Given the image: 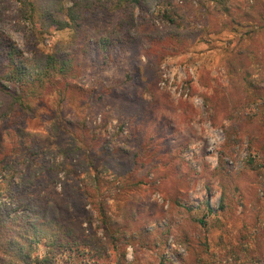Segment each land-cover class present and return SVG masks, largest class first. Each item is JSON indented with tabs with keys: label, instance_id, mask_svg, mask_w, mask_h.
Instances as JSON below:
<instances>
[{
	"label": "rangeland",
	"instance_id": "obj_1",
	"mask_svg": "<svg viewBox=\"0 0 264 264\" xmlns=\"http://www.w3.org/2000/svg\"><path fill=\"white\" fill-rule=\"evenodd\" d=\"M65 4L71 1L65 0ZM185 10L187 17L181 21V29L204 30L198 6L192 3ZM159 11L154 6L145 20H137V43L131 59L151 81L142 99L157 102L155 116L162 126L168 124L160 127L162 133L153 138L151 134L159 131L156 124L147 123L143 129L136 118L128 115L138 111L127 112L116 98L100 103L96 94H90L101 87L118 86L123 78L120 64L98 71L86 63L82 73L68 77L77 88L66 92L62 103L55 91H49L43 97L31 98L34 111H21L12 102L14 95L24 93L22 78L0 75V115L7 114L0 123V162L4 159L9 164L17 157L13 147L26 152L21 144L36 145L41 150L50 148L49 156L56 165L44 178L50 181L55 173L57 177L46 192L59 205L60 212L65 210L67 196L75 201L70 211L74 219L71 226L84 244L60 253L55 264H250L253 252L264 257V169L247 161L253 152L249 135L264 128L263 100L245 101L237 111L231 110L240 101L241 88H235L227 59L232 55L230 50L243 45L245 31H218L216 20L211 19L197 37H188L184 31L173 39L172 34L181 29L166 24ZM0 31L20 52L28 81L36 74L35 54L53 52L73 33L70 27L42 31L32 26L23 16L18 0H0ZM150 35L171 38L168 46L174 44L177 49L168 50L167 46L165 55L159 57L160 49L155 48L147 56L143 49ZM258 47L263 52L264 38ZM61 53L70 55L65 50ZM250 60L253 80L261 94L262 61L254 57ZM160 93L163 98L158 96ZM139 114L151 113L145 107ZM255 114L263 118L262 123L241 121L243 116ZM138 127L143 145L130 161L123 154H114L106 164L99 157L91 163L88 155L93 153L86 151L77 156L78 164L68 167L63 164L64 158L55 153L58 140L70 145L74 140L89 139L94 150L107 146L109 153L116 146L131 150L140 141L134 135L141 131ZM159 136H167L168 143H182L173 151V158L163 151L151 157L145 155L149 147L156 145L152 143L167 144ZM20 161L22 166H29ZM131 166L133 173L125 174V167ZM8 168L0 163V203L11 201V187L22 172ZM223 190L227 208L220 210ZM203 216L208 222L206 228L198 221ZM205 241L211 246L209 253L205 252ZM217 242H222L220 251L215 246ZM46 250L44 240L35 243L37 257L44 256Z\"/></svg>",
	"mask_w": 264,
	"mask_h": 264
},
{
	"label": "trees",
	"instance_id": "obj_2",
	"mask_svg": "<svg viewBox=\"0 0 264 264\" xmlns=\"http://www.w3.org/2000/svg\"><path fill=\"white\" fill-rule=\"evenodd\" d=\"M18 1L23 16L32 26H38L42 31L66 27L73 29L70 39L59 43L53 52L35 54L36 74L30 81L25 76L26 64L21 62L20 52L13 48L8 36L0 31V75L22 78L20 81L25 86L24 93L14 95L12 100L17 109L21 111H34L30 102L31 98L43 97L49 91H55L58 94L59 103H62L65 100L66 92L77 88L68 81V77L77 76L80 71L82 73L86 63H89L91 70L98 71H104L120 64L123 69V78L117 83L118 86L101 87L96 91H91L90 94H96L100 103L106 99L112 101L110 98L121 100L122 108L128 109L127 112L138 111L137 114L128 115L133 119L136 118V122L141 124L143 129L147 123L156 124L159 131L151 134V138L161 134L160 127L166 128L168 124L164 123L162 126L159 118L155 116L157 111L154 107L157 102L154 101L151 104V102L142 99L143 91L149 89L148 84L151 81L140 73V67L131 60L137 43L136 23L139 18L146 19L150 8L158 6L161 19L179 30L182 25L181 21L187 17L185 6H191L192 3L198 6V11L203 17L204 30L208 27L209 20L215 19L218 31L225 29L233 31L244 29L245 31V36L242 37L243 45L239 46L236 51L230 50L232 55L227 59L228 71L235 78V88H241L240 101L238 100L239 102L237 101L231 106V110L235 112L245 101L252 103L257 99L263 100L264 107V88H261V94L258 93L257 90L260 88L253 80V62L251 63L250 60L253 57L257 61L261 59L264 68V49L263 52L258 51V46L264 38V0H180L178 3H175L174 0H70V5H66L65 0ZM152 30L157 31L158 29L153 27ZM204 30L196 28L190 30L184 27L179 32L172 34L171 38L177 39L178 35L184 31L187 32L188 37H197L200 35V31ZM162 37L159 39L155 35L147 37L150 42L143 49L147 56L149 51L155 48L160 49L159 57L165 55V49L171 38L167 40L165 36ZM244 40L246 41L244 42ZM167 49L176 50L177 48L172 44ZM62 50L70 55L62 56ZM121 57L124 58L123 63ZM79 90L86 91L84 88H79ZM158 96L163 98L161 93ZM214 105L216 106V104ZM145 107L150 110L151 114H139L140 110H145ZM6 115H0V123L6 120ZM241 121L243 123L255 121L262 123L263 118L261 119L258 114H255L249 117L243 116ZM139 130L141 129L138 127ZM134 135L138 137L136 140L140 141L137 143V147L131 150L116 146L109 153L107 152L108 147L102 146L97 151L90 146L89 139L86 140L85 137L86 141L74 140L70 145L58 140L55 144V153L64 158L63 164L68 167H72V164L76 165V162L78 164L77 156L86 151L93 153L88 155L91 163L99 157L102 158L101 162L106 164L113 159L114 154H123L126 157L125 160L129 158L130 161L132 155L136 157L139 154L143 145V138H140L142 130ZM249 138L253 152L250 153L247 161L255 168L264 169V128L254 131L249 135ZM93 140L95 144H100L99 141ZM161 141H166L167 144L160 146L157 143H152V145H156L149 147L145 155L151 157L152 154L163 151L173 158L175 155L173 151L182 144L174 141L168 143L167 136L161 137ZM183 145L184 148L186 143ZM23 146L27 149L26 152H18L13 147L14 155L17 157L12 162L7 164L3 161L4 159L0 162L4 168L9 167L8 169H21L22 171L19 180L11 187V201L0 203V264H55V259L60 253L84 244L81 236L71 226L74 219L73 213L70 211L74 210L75 201L71 200L72 196H67V204L64 203L65 210L60 212L59 205L46 192V189L51 186L52 180L57 177V173H55L54 178L50 181L44 178V174L47 172L51 174L54 171L53 166L56 165L53 164L55 163L54 158L49 156L52 154L50 148L41 150V147L36 145L21 144V148H24ZM158 147L161 149L158 150ZM48 159H53V162L51 160L48 162ZM20 160L29 166L27 168L22 166L24 164ZM133 170V166L125 167L124 173L131 175ZM50 177L52 178L53 175ZM62 185V188H65V183ZM38 187L46 193V196L40 195L41 190H38ZM224 197L225 190L222 192L220 210L227 208L223 202ZM198 221L200 225L207 227L208 222L205 220V216ZM40 240H44L47 247L46 253L41 258L34 254L35 243ZM220 243L222 244V242ZM204 244L205 252L209 253L210 244L207 241ZM221 244L217 242L215 245L219 249L218 251L223 248ZM253 253L251 256L253 262L250 264H264V257L261 258Z\"/></svg>",
	"mask_w": 264,
	"mask_h": 264
}]
</instances>
